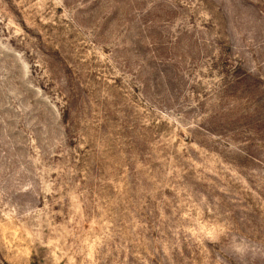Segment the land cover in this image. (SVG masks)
<instances>
[{
	"label": "rangeland",
	"instance_id": "rangeland-1",
	"mask_svg": "<svg viewBox=\"0 0 264 264\" xmlns=\"http://www.w3.org/2000/svg\"><path fill=\"white\" fill-rule=\"evenodd\" d=\"M0 264H264V0H0Z\"/></svg>",
	"mask_w": 264,
	"mask_h": 264
}]
</instances>
